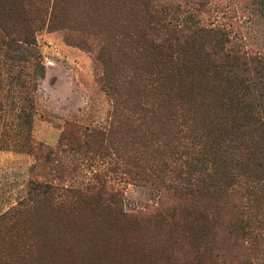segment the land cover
<instances>
[{"label": "rangeland", "instance_id": "rangeland-1", "mask_svg": "<svg viewBox=\"0 0 264 264\" xmlns=\"http://www.w3.org/2000/svg\"><path fill=\"white\" fill-rule=\"evenodd\" d=\"M6 1L10 3L1 0ZM149 1L175 6L194 1L219 23L235 16L233 21L249 42L264 47V20L254 15L252 0H130L109 15L99 8L87 12L90 2L81 0V13L73 15L78 23L75 32L50 30V17L43 11L27 31L18 27L9 35L0 25V264H196L205 247L190 235L206 217L221 223L217 213L207 211L200 201L214 191L200 187L193 196L176 192L174 197L152 184L161 178L170 186L179 181L170 174L173 168L184 162L197 164L207 136L191 139L187 123L203 131L219 125L213 112L218 108L217 93L192 98L177 82H165L160 76L150 82V99L168 100L171 110L180 111L170 110L183 129L173 122L168 133L179 150L181 160H175L169 148L164 152L171 146L145 124V113L130 111L143 95L126 85L116 98L108 93V80L100 82L108 79V69L117 71L123 58L119 47L128 49L132 38L151 27L144 6ZM31 3L36 11L50 5L44 0ZM82 22L90 25L81 27ZM70 34L74 41L85 42L78 46L66 41ZM108 42L115 46L109 65ZM176 129L180 132L175 138ZM97 132L101 139L92 136ZM88 134L87 151L74 147ZM73 135L80 140L72 143ZM46 181L62 188L90 186L92 193L104 186L106 193L99 201L84 203L60 192L29 201L31 183ZM108 192L119 196L110 201ZM108 204L127 214L126 219L109 213ZM229 208L220 210L227 219L233 215L254 221L252 208L234 204ZM126 220L139 222L129 226ZM46 241L54 244L53 251ZM251 241L241 232L233 234L220 250L221 263L264 264V240L262 252L251 249Z\"/></svg>", "mask_w": 264, "mask_h": 264}, {"label": "trees", "instance_id": "trees-1", "mask_svg": "<svg viewBox=\"0 0 264 264\" xmlns=\"http://www.w3.org/2000/svg\"><path fill=\"white\" fill-rule=\"evenodd\" d=\"M9 1L10 3L8 1L3 3L0 0V25L9 35L14 29L18 30V27L27 31L32 24H36V15L42 11L45 12L43 16L50 17V30L66 29L75 32L74 29L78 28L73 15L75 11L81 13L78 5L81 0H54L53 4L50 3L51 0H44L43 4L50 5L43 6L40 11L35 10L34 4L31 3L33 0ZM88 1L90 3L87 4L89 8L87 12L99 8L108 10V15L114 8L122 9L130 2V0ZM158 3V1H149L144 4L149 19L148 25L151 27L148 31L144 30L136 35V38H132L133 45H130L128 49L127 45L119 47V51L123 52V58L117 71L112 72L116 76L112 75L108 69V79L105 76L100 79V82L108 80V93L116 98L121 97V92L126 90V85L130 91H137L138 94L143 95L138 105L135 108L131 107L130 111L135 112L139 109L140 112L145 113V124L151 126L154 136L160 137L161 141H166L171 146H165L164 152L167 154L169 148V153L175 160H181L177 156L179 150L170 140L168 133L172 123L179 119L175 114L180 111L171 110L168 107V100L156 96L150 99L148 95L150 82L154 83L155 76H160L165 82L172 84L177 82L187 92L189 91L188 96L192 98L207 93H217L214 95L218 108L213 112L219 120V125L205 127L203 131V128L198 129L187 123V129L192 134L191 139H204L205 135L207 136L202 150L198 151L197 164L184 162V166L173 168L170 174L175 175L179 181H173L170 186L164 182L165 179L161 178L162 181L154 179L152 184L174 197L176 192L193 196L200 187L205 192L214 191L207 193V196L202 194L206 197L200 201L204 203L207 211L212 210L217 213L216 221L221 223L218 226L217 222L206 217L205 222L197 224L199 225L195 227L197 230L190 235L198 244L205 247L195 259L196 264H225L221 263L224 259L221 261L223 256L220 250L225 247L228 238L240 232L245 237L252 238L251 249L262 252L261 241L264 240V47L249 42L238 22L233 21L235 16L223 17L229 22L219 23L218 18L211 19L210 15L204 13L201 4L194 1L176 6ZM251 4L254 15L264 20V0H252ZM151 10H153L152 13ZM86 25L90 24L82 22L81 27ZM75 38L70 34L66 37V41L76 42ZM84 42L76 43L79 46ZM111 45L108 42V65L112 63L114 59L112 57H115L112 56L115 46L111 47ZM85 49H89V46ZM103 49L105 48H102L100 54L103 53ZM138 50H141V53ZM141 61L145 63L141 65ZM130 70L132 74H129ZM146 82L149 84L147 85ZM144 98L147 99V104L143 103ZM149 105L151 106L148 107ZM195 110L198 111L197 108ZM156 119L159 123H156ZM176 124L182 132L181 123L176 122ZM180 131L176 129L175 133L173 132L175 138ZM88 135L89 138L86 141L74 147H81L87 151L91 134ZM92 136L96 139L102 138L100 132L92 133ZM166 136H168L167 139H164ZM140 139L145 141L146 137H140ZM79 140L78 136L73 135L70 141L76 143ZM161 172L166 173L163 170ZM195 173H198L202 179H198ZM31 185L29 201L38 197L48 198L60 192L61 196L84 203L99 201L106 193L104 186L98 190V193H92L90 186L62 188L47 181L35 182ZM230 191L234 192V195H231ZM91 194L94 196H90ZM118 196V193L108 192L110 201ZM233 204L252 208L254 221L250 222L246 220V217L233 215L227 219L220 213L222 208L230 211L229 206L232 207ZM112 206L115 205L108 204L109 213L121 215L125 220L127 214ZM126 221L129 226L138 225L139 222L138 220ZM46 242L47 248L53 251L54 244Z\"/></svg>", "mask_w": 264, "mask_h": 264}]
</instances>
